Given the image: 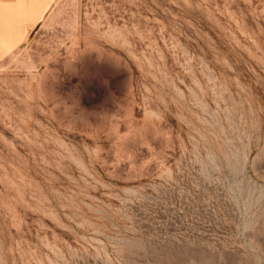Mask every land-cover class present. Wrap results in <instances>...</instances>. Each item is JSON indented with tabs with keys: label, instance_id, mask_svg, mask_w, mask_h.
Listing matches in <instances>:
<instances>
[{
	"label": "rangeland",
	"instance_id": "1",
	"mask_svg": "<svg viewBox=\"0 0 264 264\" xmlns=\"http://www.w3.org/2000/svg\"><path fill=\"white\" fill-rule=\"evenodd\" d=\"M0 0V264H264V0Z\"/></svg>",
	"mask_w": 264,
	"mask_h": 264
},
{
	"label": "bare ground",
	"instance_id": "2",
	"mask_svg": "<svg viewBox=\"0 0 264 264\" xmlns=\"http://www.w3.org/2000/svg\"><path fill=\"white\" fill-rule=\"evenodd\" d=\"M31 2H32V4H31L32 13L35 12L36 10L38 11L40 9L39 13L35 19L36 21H39L44 17L45 13L49 10L51 2H47L43 6H41V3L38 0H31Z\"/></svg>",
	"mask_w": 264,
	"mask_h": 264
},
{
	"label": "crops",
	"instance_id": "3",
	"mask_svg": "<svg viewBox=\"0 0 264 264\" xmlns=\"http://www.w3.org/2000/svg\"><path fill=\"white\" fill-rule=\"evenodd\" d=\"M5 3H7L8 5L16 2L17 0H4ZM47 13V12H46ZM45 13V14H46ZM43 20V18L39 21H37L35 24H32L30 20H27V23H26V28L29 30V33L28 35L30 34L31 30L33 28H35L37 25H40L41 24V21ZM1 30H2V20H1V12H0V38H1Z\"/></svg>",
	"mask_w": 264,
	"mask_h": 264
}]
</instances>
